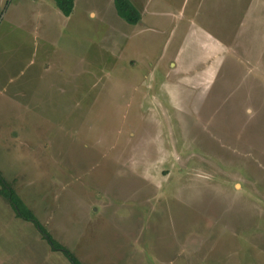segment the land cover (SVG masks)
Masks as SVG:
<instances>
[{
  "label": "rangeland",
  "instance_id": "1",
  "mask_svg": "<svg viewBox=\"0 0 264 264\" xmlns=\"http://www.w3.org/2000/svg\"><path fill=\"white\" fill-rule=\"evenodd\" d=\"M131 1L0 0V178L79 264H264V0ZM0 264L71 262L0 194Z\"/></svg>",
  "mask_w": 264,
  "mask_h": 264
},
{
  "label": "trees",
  "instance_id": "2",
  "mask_svg": "<svg viewBox=\"0 0 264 264\" xmlns=\"http://www.w3.org/2000/svg\"><path fill=\"white\" fill-rule=\"evenodd\" d=\"M54 1L65 15H68L72 11L74 0H54ZM113 4L117 14L121 16L123 19H125L127 22L136 23L140 20V16H141L140 11L131 0H113ZM0 179H1L0 182L4 183L3 190H1L0 188V194L5 196L7 200L11 203V205L15 210V213L21 216L22 218L33 221V223L41 233L42 237L46 239L49 245L53 249L61 250L67 256L71 264H79L78 260L67 248H65L59 242L54 240L45 231V229L40 225V223L36 220L34 215L29 210L21 209L24 207V205L22 204L20 198L15 194L12 188L4 180H2V178Z\"/></svg>",
  "mask_w": 264,
  "mask_h": 264
},
{
  "label": "crops",
  "instance_id": "3",
  "mask_svg": "<svg viewBox=\"0 0 264 264\" xmlns=\"http://www.w3.org/2000/svg\"><path fill=\"white\" fill-rule=\"evenodd\" d=\"M74 3H75V0H74ZM114 5V4H113ZM114 9H115V7H114ZM92 11L90 10V13H91ZM115 12H116V10H115ZM117 13V12H116Z\"/></svg>",
  "mask_w": 264,
  "mask_h": 264
}]
</instances>
